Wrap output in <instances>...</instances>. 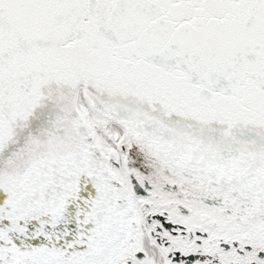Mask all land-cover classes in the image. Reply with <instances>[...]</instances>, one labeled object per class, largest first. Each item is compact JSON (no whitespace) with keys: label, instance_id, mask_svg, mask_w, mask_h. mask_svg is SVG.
I'll list each match as a JSON object with an SVG mask.
<instances>
[{"label":"snow or ice","instance_id":"snow-or-ice-1","mask_svg":"<svg viewBox=\"0 0 264 264\" xmlns=\"http://www.w3.org/2000/svg\"><path fill=\"white\" fill-rule=\"evenodd\" d=\"M0 264H264V0H0Z\"/></svg>","mask_w":264,"mask_h":264}]
</instances>
